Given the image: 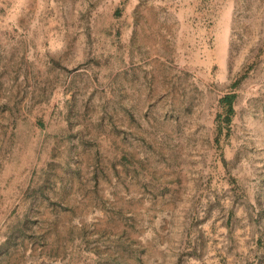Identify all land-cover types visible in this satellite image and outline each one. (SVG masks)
<instances>
[{
  "label": "rangeland",
  "instance_id": "1",
  "mask_svg": "<svg viewBox=\"0 0 264 264\" xmlns=\"http://www.w3.org/2000/svg\"><path fill=\"white\" fill-rule=\"evenodd\" d=\"M17 13L0 33V264H264V0Z\"/></svg>",
  "mask_w": 264,
  "mask_h": 264
},
{
  "label": "crops",
  "instance_id": "2",
  "mask_svg": "<svg viewBox=\"0 0 264 264\" xmlns=\"http://www.w3.org/2000/svg\"><path fill=\"white\" fill-rule=\"evenodd\" d=\"M16 1L17 0H0V10L3 8L4 10L7 11L4 14H0V23L3 24V25H0V33L9 34L11 31H13V28L11 27V25L10 26H6V25L11 24L12 19H14L13 15H17L18 11H20V14L22 13V5H24V1H28V0H19L20 1L19 4H17ZM21 30L28 31L31 33L34 30H36V28H27V29L23 28ZM259 218L264 221V210L260 213ZM233 222L234 221H232L230 218V212H228L226 215L225 221H224V225L228 229L230 226H232ZM222 239H223V243L227 244L224 246L226 250L224 254L229 253L228 250H229L230 237L224 236Z\"/></svg>",
  "mask_w": 264,
  "mask_h": 264
},
{
  "label": "trees",
  "instance_id": "3",
  "mask_svg": "<svg viewBox=\"0 0 264 264\" xmlns=\"http://www.w3.org/2000/svg\"><path fill=\"white\" fill-rule=\"evenodd\" d=\"M235 99V93H226L220 98V103L225 109V122L228 125L231 120V114L233 113V102ZM220 116V115H217Z\"/></svg>",
  "mask_w": 264,
  "mask_h": 264
}]
</instances>
